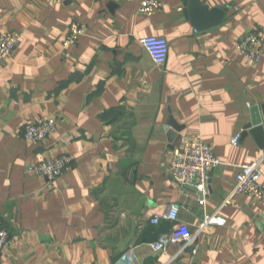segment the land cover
I'll list each match as a JSON object with an SVG mask.
<instances>
[{
  "label": "crops",
  "instance_id": "1",
  "mask_svg": "<svg viewBox=\"0 0 264 264\" xmlns=\"http://www.w3.org/2000/svg\"><path fill=\"white\" fill-rule=\"evenodd\" d=\"M141 1L0 0V34L21 33L0 67V229L9 235L0 264H264V199L237 194L222 206L240 165L264 153L242 136L264 105V56L237 48L246 33L264 36V0H199L200 15L226 9L206 21L185 16L190 1L161 0L152 15L138 12ZM72 21L87 31L64 46ZM147 36L168 40L164 65L141 44ZM41 117L58 129L26 140L23 128ZM172 120L182 127L174 146L203 142L223 162L204 204L170 175ZM61 154L73 160L57 179L28 172ZM172 204L194 234L206 214L226 224L199 234L195 255L180 243L155 249L176 223L151 219Z\"/></svg>",
  "mask_w": 264,
  "mask_h": 264
},
{
  "label": "built area",
  "instance_id": "2",
  "mask_svg": "<svg viewBox=\"0 0 264 264\" xmlns=\"http://www.w3.org/2000/svg\"><path fill=\"white\" fill-rule=\"evenodd\" d=\"M49 1L63 3L66 0ZM162 8L163 2L161 0H142L138 12L142 15H152ZM86 31L87 26L83 22L72 21L64 46L76 42ZM20 42L21 33L17 31H6L0 34V67L11 57ZM140 42L157 65L166 63L169 56V42L165 37L147 36L142 38ZM237 48L243 56L251 61L259 62L264 56V36L259 31L246 33L239 38ZM57 129L58 121L56 118L41 117L36 121L27 123L23 128L22 135L30 142L39 143L46 141ZM240 137V134L236 135L233 143L237 144ZM72 160L71 155L61 154L29 165L28 172L53 181L69 168ZM222 163V160L209 145L203 142L183 141L173 148L170 175L182 186L196 184V188L200 193V202L204 204L208 194L210 171ZM263 164L264 153L258 159L240 165L234 187L222 206L230 205L237 194H246L257 201L264 199V187L260 182ZM179 212V206L172 204L165 212L157 214L151 219L154 225H158L162 221L176 223L175 229L168 236L153 245L155 249H164L168 243H180L182 245L180 254L189 249L192 255H195L198 252L196 241L199 234L209 226L226 224V219L217 212L206 214L198 225V233L194 234L187 223L179 222ZM8 242V232L5 229H0V252L8 245ZM131 258L129 257L130 263L133 264Z\"/></svg>",
  "mask_w": 264,
  "mask_h": 264
},
{
  "label": "water",
  "instance_id": "3",
  "mask_svg": "<svg viewBox=\"0 0 264 264\" xmlns=\"http://www.w3.org/2000/svg\"><path fill=\"white\" fill-rule=\"evenodd\" d=\"M189 1H190V4L188 5L189 8L185 7L184 14L185 16H188V12L191 11L192 14H194L197 17L196 20L198 21L199 20L206 21L208 20V18L212 16H216L217 14H220V13H224L226 11V9H215V10L210 11L208 15L206 14L200 15L195 9L196 4L200 3V1L199 0H186V3H188ZM181 128L182 127L178 125L175 122V120H172L170 122V127L168 129V137H169L171 146L173 148H174L175 138L177 137V133L181 130ZM248 134H251L256 139L259 146L261 148H264V105L261 106V110L258 106L253 107L251 109V120L249 123L246 124L245 130L242 136H246ZM192 186L195 188L196 184H193Z\"/></svg>",
  "mask_w": 264,
  "mask_h": 264
}]
</instances>
